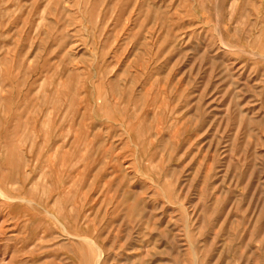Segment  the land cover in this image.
I'll return each mask as SVG.
<instances>
[{"label":"rangeland","instance_id":"obj_1","mask_svg":"<svg viewBox=\"0 0 264 264\" xmlns=\"http://www.w3.org/2000/svg\"><path fill=\"white\" fill-rule=\"evenodd\" d=\"M0 264H264V0H0Z\"/></svg>","mask_w":264,"mask_h":264},{"label":"bare ground","instance_id":"obj_2","mask_svg":"<svg viewBox=\"0 0 264 264\" xmlns=\"http://www.w3.org/2000/svg\"><path fill=\"white\" fill-rule=\"evenodd\" d=\"M61 141H62V140H61ZM52 144H53V143H52ZM51 147H52V146H51ZM47 148H48V147H47ZM51 149H52V148H51ZM33 152H34V151H33ZM47 152H48V151H47ZM53 154H54V153H53ZM31 162H32V161H31ZM32 163H33V162H32ZM28 164H29V163H28ZM38 164H39V163H38ZM51 164H52V163H51ZM51 164L48 165V166L51 167ZM61 164H62V163H61ZM54 165H55V164H54ZM57 168H58V167H57ZM31 169H32V167H31ZM27 177H28V176H27ZM25 182H26V180H25ZM5 194H6V193H5ZM4 196H6V195H4ZM7 196H8V195H7ZM7 196H6V197H7ZM18 198H19V197H18ZM21 198H22V197H20L19 199L21 200ZM6 199H8V198H6ZM15 199H17V198L15 197ZM19 199H18V200H19ZM23 199H24V198H23ZM25 199H26V198H25ZM31 199H32V198H31ZM16 201H17V200H16ZM29 201H30V200H29ZM36 201H37V200H36ZM31 202H32V201H31ZM53 202H54V200H53ZM20 203L22 204L23 201L21 200ZM21 204H20V205H21ZM29 204H30V203H29ZM31 204H32V203H31ZM32 205H33V204H32ZM46 209H47V208H46ZM46 211H47V210H46ZM47 212H48V211H47ZM51 213H53V212H51ZM49 214H50V213H49ZM54 214H55V213H54ZM52 215H53V214H52ZM57 220H58V219H57ZM57 220H56V221H57ZM58 221H59V220H58ZM61 222H62V221H61ZM61 222H60V223H61ZM61 224H62V223H61ZM62 226H63V225H62Z\"/></svg>","mask_w":264,"mask_h":264}]
</instances>
